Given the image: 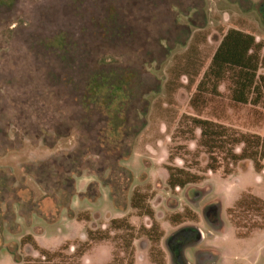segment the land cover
<instances>
[{"label":"rangeland","instance_id":"obj_1","mask_svg":"<svg viewBox=\"0 0 264 264\" xmlns=\"http://www.w3.org/2000/svg\"><path fill=\"white\" fill-rule=\"evenodd\" d=\"M263 6L264 0H0V201L7 204L0 264L39 259L38 250L22 244L28 234L51 251L69 246L53 263L177 264L170 238L187 226L203 235L184 248L187 264H264V226L251 229L264 223V209L236 206L246 193L264 200V170L251 160L208 170L201 130L193 135L188 117L264 136V100L235 102L228 78L217 90L206 80L198 91L230 28L264 41ZM169 164L203 178L172 189ZM75 172L97 173L113 195L101 186L92 188L96 198L84 196L77 186L70 198L64 187ZM37 187L45 190L36 195L38 212L15 219L12 200L21 189L35 197ZM137 189L151 217L132 207ZM46 196L64 205L56 210ZM71 210L90 222L66 220ZM113 219L133 227L132 246H125L124 225L76 255L88 227L109 231ZM207 251L216 257L203 263Z\"/></svg>","mask_w":264,"mask_h":264},{"label":"trees","instance_id":"obj_2","mask_svg":"<svg viewBox=\"0 0 264 264\" xmlns=\"http://www.w3.org/2000/svg\"><path fill=\"white\" fill-rule=\"evenodd\" d=\"M263 68L264 41L257 40L254 34L242 29L230 28L223 35L208 70L198 84V91L202 90L203 86L206 85V80H209L213 89L217 90L220 82L228 78L232 82V99L235 102L258 105L264 100V73L261 72ZM188 117L191 123V133L194 135L197 128L201 130L199 146L209 155L208 170L216 171L221 166L222 161L237 164L242 160H251L258 172L264 170V136L259 134H239L235 130L210 119ZM241 143L244 147L240 153H237L236 146ZM166 169L168 171V185L172 189L198 183L203 178V176L193 173L187 168L171 164L167 165ZM78 173L81 172H75V174ZM67 181L68 183L64 188L70 194L74 190L73 180L69 177ZM246 204L247 206L261 204L264 209V200L249 193L243 194L236 206L247 207ZM131 205L144 215L151 217L152 209L146 203V196L140 193L138 189L133 192ZM88 216H78V219L90 222V217ZM124 225L129 234V237L126 238L125 246L129 248L132 246L134 239L133 227L126 219H113L110 223L109 231L88 227L86 230L87 239L78 241L79 247L76 250V255L86 253L91 243L109 238L110 230H120ZM263 226L264 223H258V225L250 227L255 229L263 228ZM152 232L153 229H146L147 235L152 236ZM199 238V229L194 226L181 228L170 238V246L177 264H187L184 257V248ZM22 244L32 245L34 249L38 250L40 255L39 259H28L27 264L30 262L32 264H59L53 262L59 257H64L65 259L63 251L69 248V246L65 245L57 251H51L50 249L39 247L30 234L23 238ZM74 257L76 256L74 255ZM64 259H62V262H68V260L65 261Z\"/></svg>","mask_w":264,"mask_h":264},{"label":"crops","instance_id":"obj_3","mask_svg":"<svg viewBox=\"0 0 264 264\" xmlns=\"http://www.w3.org/2000/svg\"><path fill=\"white\" fill-rule=\"evenodd\" d=\"M40 151H42V150H38V153H40ZM31 152V151H30ZM35 152H37L36 150H34L33 152H31V155H30V159L29 160H33V156H35L34 154H35ZM44 152V151H43ZM48 152H50L51 154L53 153V150H51V148H50V150H46V153L45 154H49ZM7 155L8 154H4L3 155V158H5L6 159V157H7ZM37 160V159H36ZM7 163V162H6ZM20 166H21V163L19 164ZM19 166V167H20ZM6 168L10 171H12V169H9V168H11V166L10 165H6ZM84 176L78 183H77V178L79 177V176ZM72 178V183H73V185H74V190H73V192L72 193H70V198L72 197V195H74V193H76L77 192V186H79V192L82 194V195H86V196H89V197H97L99 194H97L96 193V195H94V191H93V189L91 188V186L92 185H94V187L93 188H97L98 190H99V192H100V187L102 186L103 188H105L104 190L106 191L107 189L106 188H108V190L110 191V194L111 195H113L112 194V192H113V189H112V187H111V185H109V184H104V183H102V180L99 178V175L97 174V173H91V172H82V173H78V174H75L73 177H71ZM61 187V186H60ZM38 190V191H37ZM40 189H38V187L36 188V189H33V192L35 193V197L34 196H32V194L31 195H29V193H28V191L26 190H23V189H21L20 190V192H19V194H18V196H19V199H13L12 200V204H11V210L14 212V215H15V219H16V217H22L23 215H28V214H30L32 211H36V212H38V209H39V207H38V205H39V203L37 202L36 203V201H37V197H36V195H37V193L39 192V193H42V194H44V192H45V190H40ZM61 190V189H60ZM60 190L58 191V190H56V192H55V194L58 196V194H62L61 192H60ZM32 192V191H31ZM59 192V193H58ZM66 192H67V190H66ZM62 196V195H61ZM34 197V198H33ZM46 198H52L51 196L50 197H48V196H46L45 197V199ZM69 198V199H70ZM44 199V200H45ZM43 200V201H44ZM52 200V202H53V207L54 208H56V210H57V208H58V206L59 205H61V206H63L64 204H62V203H59V205L58 204H55V200L52 198L51 199ZM61 200H62V198H61ZM25 201L27 202H29V207H28V209L26 210L27 211V213L25 214V205H26V203H25ZM57 203V202H56ZM6 202L4 201V200H1L0 201V216H2V214H3V212H5L6 211ZM34 205V206H33ZM43 205V204H42ZM5 206V207H4ZM31 207H33V208H31ZM30 208H31V210H30ZM54 208H53V210H54ZM61 208V207H60ZM32 209H34V210H32ZM62 209V208H61ZM52 212V211H51ZM45 213H47V212H45ZM49 214V212L47 213V215ZM53 214V213H52ZM40 215H42V216H45V215H43V214H40ZM72 215V216H71ZM69 216V217H68ZM46 217V219H47V221H49L50 223H52V222H54L56 219H53V220H50L49 218H47V216H45ZM71 218H72V220H73V218H77V220L78 221H81V220H79L78 219V216L71 210L70 211V215L68 214V215H66L65 216V219L67 220V219H69L70 221H71ZM6 220V219H5ZM82 221H84V220H82ZM86 222V221H85ZM86 223H89V222H86ZM10 227V226H9ZM87 230V229H86ZM83 236H84V238L85 237H87V233H83ZM202 233L200 232V239L202 238ZM33 237V236H32ZM83 239V238H82ZM81 239V240H82ZM84 240V239H83ZM198 241H199V239H198ZM196 242V241H195ZM262 251V250H261ZM202 257V256H201ZM200 257V258H201ZM216 256H214V254L211 252V251H207V253L204 255V258L202 259L201 258V260H203L202 262L203 263H205V262H207V261H209L210 259H213V258H215Z\"/></svg>","mask_w":264,"mask_h":264},{"label":"flooded vegetation","instance_id":"obj_4","mask_svg":"<svg viewBox=\"0 0 264 264\" xmlns=\"http://www.w3.org/2000/svg\"><path fill=\"white\" fill-rule=\"evenodd\" d=\"M264 7V6H263Z\"/></svg>","mask_w":264,"mask_h":264}]
</instances>
